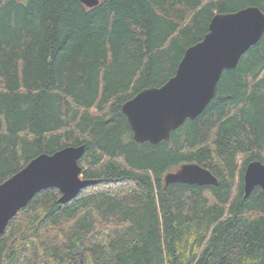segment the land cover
<instances>
[{
	"label": "trees",
	"instance_id": "16d2710c",
	"mask_svg": "<svg viewBox=\"0 0 264 264\" xmlns=\"http://www.w3.org/2000/svg\"><path fill=\"white\" fill-rule=\"evenodd\" d=\"M264 0H0V183L31 159L83 145L95 180L66 203L48 187L0 235V264H264V32L224 69L203 111L156 144L121 105L170 78L216 13ZM183 163L216 184L163 177Z\"/></svg>",
	"mask_w": 264,
	"mask_h": 264
},
{
	"label": "water",
	"instance_id": "95a60500",
	"mask_svg": "<svg viewBox=\"0 0 264 264\" xmlns=\"http://www.w3.org/2000/svg\"><path fill=\"white\" fill-rule=\"evenodd\" d=\"M93 7L99 0H79ZM264 32V12L255 5L216 13L201 40L187 47L174 74L158 87L140 90L121 105L136 142L156 144L168 140L171 131L186 119L200 114L215 94L224 69L234 68L240 56L256 44ZM83 145L66 146L52 154L42 153L0 183V235L9 220L40 190L55 187L59 203H66L80 190L94 184L85 179L78 164ZM163 188L174 182L216 184L217 178L197 163H183L163 177ZM254 186L264 189V164L249 162L243 172L247 197Z\"/></svg>",
	"mask_w": 264,
	"mask_h": 264
}]
</instances>
